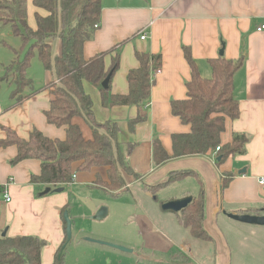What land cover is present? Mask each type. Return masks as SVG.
Returning <instances> with one entry per match:
<instances>
[{
	"label": "crops",
	"instance_id": "1",
	"mask_svg": "<svg viewBox=\"0 0 264 264\" xmlns=\"http://www.w3.org/2000/svg\"><path fill=\"white\" fill-rule=\"evenodd\" d=\"M27 1L28 24L35 30V14L46 13L35 7V0ZM101 14L99 29L84 47V58L89 60L116 49L105 57L106 68L117 53L120 57L119 68L109 84L111 94L129 93L128 75L139 67L137 52L162 56L161 73L152 75L151 94L141 108L104 105L100 84L87 81L83 85L94 103L96 121L118 124L119 141L134 144L126 160L136 176L122 173L125 186L111 191L106 186L107 167L77 171L75 182L61 186L63 192L56 193L54 190L60 188L48 186L50 191L45 193L46 184L31 181L33 175L41 174L42 163L30 159L12 165L18 149L0 147V236L6 230L8 237L33 236L49 242L42 251L41 262L45 258V264H54L53 254L67 237L61 210L78 204L74 210L79 212L73 214L68 210L71 220L77 218L90 225H82L73 235L72 254L82 252L77 264L101 263L98 257L107 258L108 264H121L125 257L158 262L160 252L169 254L173 264L207 263L208 248L198 242L212 245L208 249L212 252L210 263L232 264L233 246L226 232L249 231L250 237L264 236V225L237 223L229 217H264V186L259 183L264 178V32L257 31L264 25V0H102ZM144 34L146 37L141 40ZM55 44V53H60L61 44ZM184 48H190L204 79L212 77L210 60L244 57L234 75L240 116L227 120L221 143H231L236 134L247 136L248 143L243 154L229 157L222 165L217 164L212 151L204 156L170 159L163 164H157L153 158L155 138L171 157L172 137L191 131L172 114V102L186 99V83L191 79ZM53 82L57 84L58 80L48 84ZM11 93L0 95V139L7 137L5 128L26 140L34 129L52 139H66L65 128L49 124L45 117L51 108L49 90L20 104H15ZM139 114L146 116V120L130 131L129 123ZM86 129L89 132L87 126ZM178 173L190 175L169 183L170 176ZM228 174L233 177L224 188L223 179ZM149 188L157 189L158 201L163 205L186 197L193 199L204 188V229L212 240L205 242L193 237L175 215L163 211V205L154 200ZM5 193L11 197L9 203L3 201ZM104 208L107 214L103 219H92ZM85 237L122 245L133 252L90 243Z\"/></svg>",
	"mask_w": 264,
	"mask_h": 264
},
{
	"label": "trees",
	"instance_id": "2",
	"mask_svg": "<svg viewBox=\"0 0 264 264\" xmlns=\"http://www.w3.org/2000/svg\"><path fill=\"white\" fill-rule=\"evenodd\" d=\"M34 5L46 13L35 14V30L28 24L27 0H0V25L9 26L13 34L21 38L24 47L30 45L25 58L16 57L6 67L5 73L0 76V84L7 82L12 87L11 98L15 99V104H20L43 90H49L51 108L45 112V117L49 124L65 128L66 139H52L34 129L26 140L20 138L15 131L5 128L7 137L0 139V147L16 146L18 153L10 162L12 165L30 159L42 163L41 174L31 177L33 183L46 184L56 189L71 184L74 172H89L107 167L109 184L106 186L111 191H119L125 186L122 173L136 176L126 160L135 146L119 141L121 131L118 124L110 121L99 124L96 121L93 114L94 103L83 88L87 81L101 85L109 74L112 77L116 74L120 65L117 53L111 66L106 68L105 57L116 49L101 52L89 60L84 58L86 42L91 41L99 29L102 0H35ZM56 41L61 44L60 53H55ZM35 54L58 82L47 84L37 92L25 94L28 88H33V81L28 77L27 70ZM135 56L139 67L132 69L128 75L129 93L114 95L111 94L110 86L108 89L102 87L104 105L140 108L146 105L153 87L152 73L153 70L160 69L162 56L139 52ZM184 56L191 70V79L186 83V99L172 102V114L179 117L191 131L172 137L171 157L155 138L153 158L157 164H163L170 159L204 156L221 147L216 158L217 164L222 165L229 157L243 154L248 143L244 134L234 135L229 144L221 143L227 120H235L240 116L239 101L235 97L234 75L242 66L244 57L235 60L225 57L210 60L212 77L204 79L197 69L190 48H184ZM80 120L89 128L90 136H86ZM145 120L146 116L139 114L129 123V130H134L136 125ZM187 175L190 174L171 175L169 183ZM232 177V174H228L223 179L222 187L227 188ZM149 189L154 200L162 206L163 203L157 198V189ZM204 198L205 191L202 188L193 197L191 204L175 216L178 223L188 229L193 237L209 242L212 238L204 229ZM66 241L67 237L63 244ZM45 244L44 240L33 236H0V264H41ZM63 263L62 258L54 264Z\"/></svg>",
	"mask_w": 264,
	"mask_h": 264
},
{
	"label": "rangeland",
	"instance_id": "3",
	"mask_svg": "<svg viewBox=\"0 0 264 264\" xmlns=\"http://www.w3.org/2000/svg\"><path fill=\"white\" fill-rule=\"evenodd\" d=\"M2 43L7 44L8 47L4 46ZM10 47L13 49H10ZM29 47L30 45H27L26 47H24L21 41V38L15 36L9 26L0 25V76H3V74L5 73L6 66L11 64L12 61H14L13 60L14 58L16 57H18L19 59L25 58V56L27 55V52L29 51ZM31 60L32 61H31L30 67L27 70V75L33 81V88L32 89L28 88L26 93H31L33 91L37 92L43 89V87H45L49 82L56 80L55 75L52 72L47 71L44 68L43 63H41L40 59H38L36 54ZM11 91H12V88L9 86L7 82H1L0 84L1 97L6 96L7 94L9 96ZM80 124L83 126V129L85 130L86 135L87 136L90 135V133L86 129V125L83 120H80ZM45 188H48V186ZM76 205L78 206V204ZM76 205L74 207L72 205L71 207H69L71 212H73V214L79 212V211L74 210L76 209L75 207H77ZM68 210L66 211L61 210L60 218L62 219V221H64V223L66 222L65 213L66 212L69 213ZM170 214H172L173 216L175 215L172 212H170ZM71 221H72L73 235L76 233V230L80 228L82 225L84 226L90 225L89 223L87 224L82 223V221H80L77 218L76 219L73 218ZM235 222L243 224V222H240V221L235 220ZM249 225H252V224H249ZM260 226H263V225H260ZM64 232L66 236V229H64ZM247 232L241 231L238 234L234 232L228 234V232H226V237L228 239V242L230 241L231 246H233L232 264H264V236L256 235V236L250 237L249 231ZM246 236H247V239L244 240ZM198 243L201 244L202 246H205V247L207 246L208 249L212 248V245H207V244L205 245L200 242ZM48 244L49 242H46L43 249L47 247ZM208 249H207V254H206L208 262L206 263L202 261L201 264H212L210 263L211 261L210 257H211L212 252L208 251ZM81 255H82V252L80 250L72 254L71 242L67 243L66 241V243L63 244L62 247L60 246L56 250V252H54L53 261L54 262L59 261L61 258H63L65 264H71V263L77 264L78 256H81ZM206 255H204V257ZM98 258L101 262L98 264H108L109 263L108 262L109 260L107 258L106 259L104 257H98ZM44 262H45V258H43V261L41 262V264H45ZM121 262H122L121 264H173L170 262L169 254H167L166 252L165 253L160 252L158 262H156V260H151V261L143 260L139 262L138 258L130 260L126 257Z\"/></svg>",
	"mask_w": 264,
	"mask_h": 264
},
{
	"label": "water",
	"instance_id": "4",
	"mask_svg": "<svg viewBox=\"0 0 264 264\" xmlns=\"http://www.w3.org/2000/svg\"><path fill=\"white\" fill-rule=\"evenodd\" d=\"M223 54V50L220 51V55ZM112 78V74H109L108 77H106L102 82H101V87H103L104 89H108L109 88V84H110V80ZM50 191V188H47L45 190V193H48ZM61 191H63V188L60 187V189H56L54 190V192L56 193H60ZM192 202V198L191 197H186L183 199H178L177 201H170V202H166L164 203V205L162 206L163 211H169L172 212L174 214H178L179 212H181L182 210L186 209ZM107 209L104 208L102 209L99 213H97L94 217H92V219L95 220H101L105 217V215L107 214ZM229 217L232 218L233 220L236 221H240L246 224H257V225H264V217L263 216H256V215H246V214H229ZM65 221H66V236H67V243H70L73 241L74 236L72 233V221L70 219L69 213L66 212L65 213ZM7 231H3L1 237L6 236ZM85 241L87 242H93L96 243L98 245L101 246H109L111 248L120 250V251H124V252H129L132 253V249H128L124 246H119L117 244H113L110 242H105V241H101L98 239H94V238H83Z\"/></svg>",
	"mask_w": 264,
	"mask_h": 264
},
{
	"label": "built area",
	"instance_id": "5",
	"mask_svg": "<svg viewBox=\"0 0 264 264\" xmlns=\"http://www.w3.org/2000/svg\"><path fill=\"white\" fill-rule=\"evenodd\" d=\"M96 28H98V26H96ZM257 31L260 32V33L264 32V25H262V27L258 28ZM145 37H146V35L144 34V36L141 37V40H144ZM160 73H161L160 69H155V70H153L152 75L154 77H156L157 75H160ZM220 150H221V147H218L215 151H212L213 152V155H214V158L217 157V154H218V152ZM72 177H73V181L75 182V180L77 178L76 177V173H74ZM259 183H260V185L264 186V178H262L259 181ZM3 201L6 202V203H9L11 201V197H10V195L8 193H5L4 198H3Z\"/></svg>",
	"mask_w": 264,
	"mask_h": 264
}]
</instances>
